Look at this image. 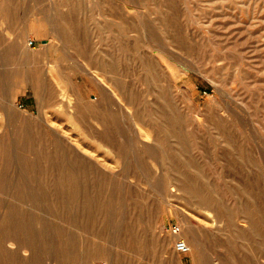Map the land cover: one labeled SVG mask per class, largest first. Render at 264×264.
<instances>
[{
    "label": "rangeland",
    "instance_id": "374dc122",
    "mask_svg": "<svg viewBox=\"0 0 264 264\" xmlns=\"http://www.w3.org/2000/svg\"><path fill=\"white\" fill-rule=\"evenodd\" d=\"M0 18V237L32 247L0 240V264H264V0Z\"/></svg>",
    "mask_w": 264,
    "mask_h": 264
},
{
    "label": "bare ground",
    "instance_id": "6f19581e",
    "mask_svg": "<svg viewBox=\"0 0 264 264\" xmlns=\"http://www.w3.org/2000/svg\"><path fill=\"white\" fill-rule=\"evenodd\" d=\"M51 43V42H50ZM164 67H166V66H164ZM164 71V70H163ZM166 74V73H165ZM163 75H164V73H163ZM115 85V84H114ZM107 86V85H106ZM123 92V91H122ZM127 103H130V100H127ZM152 115V114H151ZM154 116V115H153ZM156 118V117H155ZM175 132V131H174ZM156 134H157V142H159V131L158 130H156ZM156 142V141H155ZM175 190H177L176 188H175ZM198 201H199V203H200V205L201 206H203L205 209H207V210H211V211H214V209L212 210V202H211V197L210 196H208V195H202V194H200V195H198ZM211 214V213H210ZM9 226V225H8ZM1 231V230H0ZM13 232V231H12ZM14 232H15V230H14ZM16 233V232H15ZM184 233V232H183ZM17 235H18V233H17ZM16 234H12L11 235V232H7V233H4V234H2V237H0V240H1V243H2V247H4L3 249L5 250V249H7V250H9V252H10V250L11 251H14L15 252V254H20L21 252H22V249H26L27 248V250L29 249L30 251H31V245H30V242H29V240L27 239V237H26V235H25V237H20V236H17ZM183 236H184V240L188 243V245L190 246V251H191V247H193V244H192V242L190 241V239L187 237V235H185V233L183 234ZM28 238H30L29 236H28ZM10 241L11 243H14L16 246H13L12 248H10V247H8V244H5L6 243V241ZM32 240V239H31ZM167 240L165 239L164 240V242H166ZM10 245V244H9ZM97 251H101V252H96L95 254H96V256H94V258L95 257H98V256H100V257H107L106 255H107V251L106 250H104L103 248H100V247H98L97 246ZM96 250V249H95ZM193 251V250H192ZM107 252V253H106ZM11 254V253H10ZM14 254V253H13ZM14 254V255H15ZM18 256H20V255H18ZM17 256V257H18ZM93 257V256H92ZM92 257L90 258V261L92 260V261H94L93 259H92ZM109 257V256H108ZM25 259V258H24ZM98 259V258H97ZM23 260V259H22ZM96 261V260H95ZM112 261V260H111ZM88 263L87 264H90V262H89V259H88V261H87ZM86 263V262H85ZM15 264V263H14ZM93 264V263H92Z\"/></svg>",
    "mask_w": 264,
    "mask_h": 264
},
{
    "label": "built area",
    "instance_id": "2783aa9c",
    "mask_svg": "<svg viewBox=\"0 0 264 264\" xmlns=\"http://www.w3.org/2000/svg\"><path fill=\"white\" fill-rule=\"evenodd\" d=\"M30 45L34 44L33 40L29 41ZM178 228L176 227L175 231H177ZM175 249L179 252V253H189L190 252V246L188 245V243L184 240V239H178L175 244H174Z\"/></svg>",
    "mask_w": 264,
    "mask_h": 264
},
{
    "label": "crops",
    "instance_id": "0c3cea01",
    "mask_svg": "<svg viewBox=\"0 0 264 264\" xmlns=\"http://www.w3.org/2000/svg\"><path fill=\"white\" fill-rule=\"evenodd\" d=\"M4 24H5V21H2V19L0 18V39L3 38L4 34H6V30L3 26ZM35 40H37V39H35Z\"/></svg>",
    "mask_w": 264,
    "mask_h": 264
}]
</instances>
